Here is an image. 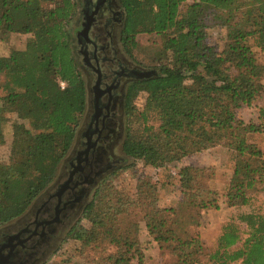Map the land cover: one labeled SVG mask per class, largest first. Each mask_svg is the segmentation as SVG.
Returning a JSON list of instances; mask_svg holds the SVG:
<instances>
[{"label":"trees","instance_id":"obj_1","mask_svg":"<svg viewBox=\"0 0 264 264\" xmlns=\"http://www.w3.org/2000/svg\"><path fill=\"white\" fill-rule=\"evenodd\" d=\"M185 2L118 0L130 52L138 35L161 37L153 74L129 88L123 152L159 172L222 146L233 165L225 206L238 209L249 204L251 195L264 192V149L248 139L264 132V122L237 117L242 108L264 99V67L253 52L264 50V0H198L181 10ZM76 8V0H0V40L8 34L29 36L23 50L0 58L5 78L0 143L6 113L29 124L11 125L8 162L0 164V225L21 216L52 182L80 125L85 89L69 48ZM213 25L225 30L220 51L207 42ZM140 95L144 103L138 111L134 101ZM258 119L264 121V101ZM134 124L138 131L131 130ZM175 173L181 194L177 209L155 207V197L147 195L155 181L139 182L132 200L99 184L82 212L87 226L78 222L68 237L86 246L106 243L114 250L108 264L133 259L145 264L135 220L140 209L146 241L166 251L173 264H264V213L238 214L236 222L221 226L214 249L207 251L195 231L199 217L177 215L179 210L198 216L219 209L214 191L203 186L207 170L182 165ZM168 212L176 216L164 215Z\"/></svg>","mask_w":264,"mask_h":264},{"label":"flooded vegetation","instance_id":"obj_2","mask_svg":"<svg viewBox=\"0 0 264 264\" xmlns=\"http://www.w3.org/2000/svg\"><path fill=\"white\" fill-rule=\"evenodd\" d=\"M76 3L69 48L84 84V113L59 176L21 216L0 227V264H45L97 186L122 167L129 88L153 74L128 50L118 0Z\"/></svg>","mask_w":264,"mask_h":264},{"label":"rangeland","instance_id":"obj_3","mask_svg":"<svg viewBox=\"0 0 264 264\" xmlns=\"http://www.w3.org/2000/svg\"><path fill=\"white\" fill-rule=\"evenodd\" d=\"M196 1L198 0H186V2L181 6V10H183L190 3ZM76 17L77 10L71 19V24ZM28 39L29 36L24 35H5L0 40V58H6L11 51L23 50ZM224 39V29L213 25L207 30V42L217 48L219 51L223 49ZM160 47V36L143 34L138 35L136 37V48L132 50L135 60H137L135 63L138 62V65L144 69H151V67L155 65L156 54L160 50ZM253 52L258 64L264 67V50L254 48ZM4 80L5 78L3 77V74H0V86ZM263 101L264 99H257L250 107L242 108L240 111H238L237 117L243 120L245 123H263V120L260 121L258 119V108L262 105ZM143 103L144 96H138L134 101L135 108L138 111H141ZM5 120L6 121L4 125L1 126L3 142L0 143V164L2 165L7 164L9 158L11 125L13 123H20L24 124V126L27 128L29 126L27 122L22 123L21 121L17 120L16 115L13 113H6ZM127 121L128 120L126 118V125ZM149 124L156 126L152 120L149 121ZM131 130L133 132L136 130L138 131V126L134 124L131 126ZM248 139L259 149H264V132L250 135ZM69 152L70 149L66 156H68ZM66 156L64 158H66ZM120 157L123 160L120 170L104 179L100 184L104 185L105 187L110 186L117 196H124L129 200H132L137 193V186L139 182L143 181L144 179L150 182L155 181V188H148L147 195L148 192H150L155 197L156 208L167 210L172 209V211L173 209H177V203L181 197V194L178 190V178L175 175V172L178 171L182 165H192L207 170V173L205 174L206 178L203 180V186L204 188H209L210 190L214 191V196L217 200L216 204L219 209L204 211L198 216L196 211L191 209L179 210L177 213V215L186 218L194 217L197 219L199 217V228L195 231L199 233L207 251H212L214 249L215 240L220 232L221 226L231 221L236 222L235 218L238 214L248 213L251 210H257L258 212L264 213V192H256L257 194L251 195L250 202L245 207H240L238 209L226 208L223 196L225 194L228 182L232 176L233 165L230 153L227 152V150L222 146H217L207 151L188 156L182 160L181 165L167 164L162 169H160L159 172L158 170H154L151 167H144L140 161L134 158V156H128L124 152H120ZM63 161L64 159L58 164L56 168L53 182L59 176ZM48 187H46L44 190H46ZM42 192L38 195V197L42 194ZM91 199L92 197H90L89 200ZM135 213V220H137L139 228L138 238L141 242V248L145 249L143 251L144 260H142V262L145 264H173V258L169 256L166 251L161 252L158 250L157 246L155 247V250L158 251L153 253V256L151 255V243L143 238V235H146V230L143 228L144 222L141 219L143 213L140 209H136ZM164 215H169L171 218L176 216L172 212H168ZM82 219L83 218L81 214L73 223V225L64 232L60 242L47 256L45 264H108L106 258L114 250L106 243L100 244L99 246H86L68 237L71 228L78 222L83 226H87V222ZM1 226L3 225H0V227ZM239 226L240 230L243 232L244 226ZM241 238L242 240L245 238L244 233L241 234ZM130 264H138L137 259H133Z\"/></svg>","mask_w":264,"mask_h":264},{"label":"crops","instance_id":"obj_4","mask_svg":"<svg viewBox=\"0 0 264 264\" xmlns=\"http://www.w3.org/2000/svg\"><path fill=\"white\" fill-rule=\"evenodd\" d=\"M143 228H144V226H143ZM144 230H145V228H144ZM145 236H146V238H145ZM143 238L148 240L147 235H143ZM151 246H152L151 255L153 256L154 255L153 253H155L158 250H155L156 245L154 243H151Z\"/></svg>","mask_w":264,"mask_h":264},{"label":"water","instance_id":"obj_5","mask_svg":"<svg viewBox=\"0 0 264 264\" xmlns=\"http://www.w3.org/2000/svg\"><path fill=\"white\" fill-rule=\"evenodd\" d=\"M149 75H150L149 72H145V73H144V76H145V77H148Z\"/></svg>","mask_w":264,"mask_h":264}]
</instances>
